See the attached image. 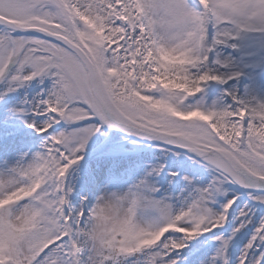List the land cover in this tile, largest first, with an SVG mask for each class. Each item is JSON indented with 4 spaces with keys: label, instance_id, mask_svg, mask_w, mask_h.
<instances>
[{
    "label": "snow or ice",
    "instance_id": "6c2138e0",
    "mask_svg": "<svg viewBox=\"0 0 264 264\" xmlns=\"http://www.w3.org/2000/svg\"><path fill=\"white\" fill-rule=\"evenodd\" d=\"M248 37L264 44V0H0V100L50 82L13 109L39 148L0 144V264H180L176 253L229 223L239 196L214 207L226 185L264 206V99L202 96L243 75L220 50L242 52ZM104 127L176 149L211 179L185 176L179 208L148 179L74 206L68 176ZM236 220L209 264H230L249 228L237 264H264V217L245 206Z\"/></svg>",
    "mask_w": 264,
    "mask_h": 264
},
{
    "label": "rangeland",
    "instance_id": "374dc122",
    "mask_svg": "<svg viewBox=\"0 0 264 264\" xmlns=\"http://www.w3.org/2000/svg\"><path fill=\"white\" fill-rule=\"evenodd\" d=\"M191 2L193 3V5L196 4V0H191ZM250 45L251 47H248L246 46V43H244V41L242 42V47H244V53L242 54V57L241 52H233L231 49H223L225 52L222 56L235 58L236 63L233 70L240 71L243 73V75L246 73L250 78L249 84L239 83L240 79L235 80V82H233L232 84L224 86L213 84L206 89V92L202 94V96H212L214 99L216 96H220L224 89L227 88L228 90H238L240 95L244 98L258 100L264 99V44H262L260 38H253L251 41H249V46ZM251 54L254 55V63L258 64L259 66L258 70H256L255 67L254 70H252L251 68L253 67H250V65L247 64L250 61L245 60L247 57H249L250 59ZM214 58L215 57L211 59L214 61ZM211 68L215 70L216 66L214 62L211 64ZM242 84H247V91L245 94H242L244 92L241 90V88H239ZM44 85L45 87H50V82L45 81L42 85L39 81H33L27 87L21 88L18 91L11 93L3 100H0V109L10 107L11 105H13V109H19L26 106V102L31 103L36 97L38 98L39 94L41 93L40 90ZM6 87L7 85L0 84V92H2ZM27 91L33 92L34 96L30 98ZM13 116L14 120L21 121L22 119H24L15 114ZM138 140V138L129 136L124 132L120 133L118 129H111L107 127L102 128L99 133L93 135L85 147V151L83 153L84 158L80 161L79 165L75 166L70 171V174L68 176V182L73 187L71 201H74L76 205V201L74 199V195H76L75 190L82 194L83 188L87 184H89L94 175L99 172L108 174L111 171L110 169L112 168V166L120 167L128 171L127 174L129 177V181L126 182V187L128 189L132 188L133 185H135L142 179H148L150 183L156 186L158 184L160 185L163 182L164 174L167 175L171 172H175L174 170L178 168L184 169L186 174L185 176H188L192 180L194 186H207L209 180L211 179V173L209 170L203 168L202 165L195 163L192 159H190L182 152L177 154L178 150L175 151L173 149H165L164 147L157 146L156 144L154 145V143L151 141L141 139L140 142ZM161 164L165 165L164 171L159 176L149 177L148 173H150L153 168L158 167ZM167 180L169 181L170 185V191L168 192L167 196L172 198L170 202L173 203L175 196L172 188L174 187L175 178L169 176ZM165 183L166 182L162 184ZM184 185H187L186 188L189 194V186L185 180ZM225 191L227 192V196L218 198V201L214 206L215 210L219 211L220 205L223 202L236 195L239 196V200L237 201V204L233 206L231 213L234 212V215L237 216L239 211L247 206L248 208L252 209L254 219L258 220L260 217H264V206H260L250 200V193L248 192V190H243L239 187H236V185H226ZM231 232L232 229L230 230V232L226 231L223 234L221 233L220 236L228 235L229 237L231 235ZM250 232L249 236L246 239V243L250 238ZM239 234H242V232ZM239 234H237L235 238L238 237ZM213 237H216V235H214ZM197 240L198 239L191 241L189 243V246L186 248L187 250H182L181 255H185L187 258L190 253L198 252L200 249H203V247H205L207 245V242L211 239L206 236L202 243L197 242ZM232 243L233 242L231 241L229 248L231 247ZM212 246L213 247L207 245V248H209L210 250L214 248L218 249L220 247L219 241L214 242ZM214 255L212 253L211 256L205 257L204 261L199 262V264H209L211 258ZM193 256H191V259ZM181 260L184 261L187 259L182 258Z\"/></svg>",
    "mask_w": 264,
    "mask_h": 264
},
{
    "label": "bare ground",
    "instance_id": "6f19581e",
    "mask_svg": "<svg viewBox=\"0 0 264 264\" xmlns=\"http://www.w3.org/2000/svg\"><path fill=\"white\" fill-rule=\"evenodd\" d=\"M253 38H258V37L246 38V40L244 41V43H246V46L251 47V45L249 46V41H251ZM248 47H246V48H248ZM224 52L225 51L223 49L220 50L221 56L224 55L223 54ZM243 53H244V50L241 52V57H242ZM263 54H264V52H263ZM253 56L254 55L251 54L250 55L251 58L249 59V57H247L245 60L250 61L247 64L250 65V67H253V68H251L252 70H254V67L256 70H258L259 66H258V64L254 63V61H253L254 57ZM253 64H255V65H253ZM246 66H245V68H246ZM263 68H264V66H263ZM239 79H240L239 83L249 84L250 78L247 76L246 73L243 76H241ZM233 82H235V80L230 81L229 84H232ZM246 85L242 84L239 87L244 92L242 94H245L247 91ZM44 89H45V85L42 86V89L40 90V92L42 93ZM27 93H28L30 98L32 96H34L33 92L27 91ZM218 97L219 96H216L214 99H216ZM35 99H37V97ZM12 111H13V105H11L10 107H7V108H1L0 109V116H1L0 117V144L8 145V144L14 142L16 149L19 153H23L24 151H27L30 148L32 150L38 149L40 146L39 141L34 138V135L31 131V129H28L26 127L25 120L24 119H22L21 121L14 120L13 119L14 114L12 113ZM8 117H10V118H8ZM110 170L111 171L108 174H103L102 172L101 173L99 172L96 175H94L93 179L89 182V184H87L83 188L82 194L74 189L76 191L75 192L76 195H74L76 205H78L80 203V201L83 197H87L88 202L90 204H94L96 201V198L100 195H104L105 192H107V193L111 192L112 193V192L116 191L117 193H126L129 190L126 187V182L129 181V177L127 174L128 171L124 170L123 168L116 167V166H112V168ZM174 171L179 172V175L177 177H175L174 187L172 188L174 191V196H175L173 206L175 208H179L180 206H182L187 201L189 194H188V191L186 188L187 185H184V177L186 175L184 169L178 168V169H175ZM169 176H170V174H167V175L164 174L162 183H164V182H166V183L165 184L161 183L160 185L159 184L157 185V187H159L161 189L160 194L167 195L168 192L170 191L169 190V186H170L169 181L167 180L169 178ZM164 178H165V180H164ZM160 194H157L158 197L160 196ZM72 204L75 206L74 201H72ZM238 214H237V216H238ZM237 216L234 215V212H232L231 217H230V221L227 225H225L224 229L217 230V232L214 234H207L205 236L199 237L197 242L202 243L204 238L206 236H208V238H210L211 240L207 242V245L210 247H213L212 245L214 244V242L217 241L215 239V237H213V236L214 235L220 236L221 233L223 234L226 231L230 232L232 227L236 223H238V221L236 220ZM250 230H251V228H249L247 231H242V234H239L238 237H236L235 239L232 240L233 243H232L231 247L229 248L230 264H237L238 259L240 257V253L245 246L247 237L249 236ZM223 237L228 238V235H225V236L223 235ZM207 245L205 247H203V249H200L198 252L190 253L187 258L185 255H183V254L181 255L182 251L179 253H176L175 256H176V258L179 259V261L182 258L187 259L184 261L181 260L180 264H199V262L204 261L205 257L211 256L212 253L214 255L217 251V249H215V248L210 250L209 248H207ZM209 252H211V253H209ZM191 256H193L192 259H191Z\"/></svg>",
    "mask_w": 264,
    "mask_h": 264
},
{
    "label": "water",
    "instance_id": "95a60500",
    "mask_svg": "<svg viewBox=\"0 0 264 264\" xmlns=\"http://www.w3.org/2000/svg\"><path fill=\"white\" fill-rule=\"evenodd\" d=\"M155 142V141H154ZM160 144V143H159Z\"/></svg>",
    "mask_w": 264,
    "mask_h": 264
}]
</instances>
